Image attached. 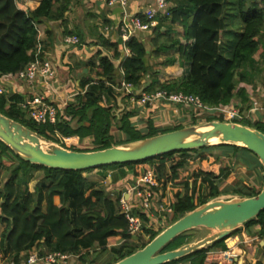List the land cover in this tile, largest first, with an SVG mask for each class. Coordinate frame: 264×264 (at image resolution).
<instances>
[{
    "label": "trees",
    "instance_id": "trees-1",
    "mask_svg": "<svg viewBox=\"0 0 264 264\" xmlns=\"http://www.w3.org/2000/svg\"><path fill=\"white\" fill-rule=\"evenodd\" d=\"M71 1L39 0L37 6L30 9L20 4L19 0H0L1 74L15 73L31 61L39 42L37 26L44 21L62 20ZM227 9L235 10V17L240 23L232 46L226 39ZM175 24L181 26L182 41L173 36L169 28ZM152 31L153 49L149 54L157 59L169 50L177 52L176 56H167L160 64L166 67L177 63L180 67H187L184 75L165 81L152 77L149 85L144 86L141 77L150 71L145 45L136 37H131L124 44L129 55L116 65L121 57L119 43L98 35L102 48L84 64L85 75L79 80L80 91L64 110L58 109L54 123L37 124L27 118L20 106L23 97L12 92L0 94V113L53 142H59L57 135L78 136L80 139L90 136L95 144L91 150L182 128L178 126L162 132L148 121L147 128L142 132L130 123L132 112L123 111L119 116L114 114L116 98L112 85L117 69L122 71L123 80L140 89V92H151L156 87L168 92L181 91L198 96L203 104L211 107L228 105L239 99L237 105L240 109L244 108L248 95L245 88L239 85H253L264 66V1L176 0L170 9V16L160 18L158 26ZM104 50L108 53L104 54ZM226 51L230 52L229 57H226L229 53ZM152 72L155 74L156 71ZM117 120L118 130L124 138L119 143H113L110 129ZM255 128L264 133V120L258 121ZM216 149H220V154L213 152ZM190 152L196 154L193 160H189ZM232 156L235 157L234 163L240 161L249 172L262 169L252 152L234 144L176 151L144 161L111 164L98 169L119 170L111 176V186L117 190L119 181L127 174L138 179L152 167L158 179V186L152 188L153 193L158 195L162 207L170 209L174 216L169 225L221 194L250 197L259 193L260 190L256 191L242 182L220 190V183L227 180L231 173L225 166H219L220 158L232 161ZM193 161L207 170L198 168L189 173L187 166ZM32 170H40L44 174L36 182L34 192H30L26 184ZM92 170L67 171L31 164L0 141V223L4 224L0 232L1 254L8 261L20 264L27 259L33 247H39L41 254L61 252L77 255L84 261V256L91 249L96 246L105 249L108 238L119 237V244L112 248L114 259L108 263L112 264L150 242L162 229L144 228L148 241L134 243L127 231V220L119 210L121 191L116 193L115 200L109 198L106 187H99L96 181L83 175ZM101 177L104 180L106 174ZM256 180L263 181V177ZM142 216L147 220L145 214ZM256 225L259 226L258 234L264 239V210L243 224L246 229ZM186 243L189 241H184L182 245ZM182 245L165 246L161 252ZM213 248L225 250L224 239L164 264H206V253ZM255 264H264V246L262 260Z\"/></svg>",
    "mask_w": 264,
    "mask_h": 264
},
{
    "label": "water",
    "instance_id": "water-1",
    "mask_svg": "<svg viewBox=\"0 0 264 264\" xmlns=\"http://www.w3.org/2000/svg\"><path fill=\"white\" fill-rule=\"evenodd\" d=\"M0 141L26 162L67 171H86L144 161L176 151L234 144L258 158L264 179V133L242 123L209 121L104 149L74 151L0 113ZM263 210L264 180L258 194L210 200L166 226L143 248L112 264H164L177 260L229 237ZM197 228L213 232L195 242L161 252L177 236Z\"/></svg>",
    "mask_w": 264,
    "mask_h": 264
},
{
    "label": "crops",
    "instance_id": "crops-1",
    "mask_svg": "<svg viewBox=\"0 0 264 264\" xmlns=\"http://www.w3.org/2000/svg\"><path fill=\"white\" fill-rule=\"evenodd\" d=\"M38 1L39 0H19V3L23 4L27 8L34 9L37 6ZM166 1L168 2L169 11H170L171 7L175 5L176 0H174V3L173 1L172 2H170L169 0ZM149 3L150 2L146 0H129L128 5L125 8H122L119 5H109L108 0H72L70 7L65 12L64 18L62 20L44 21L37 26L38 29L37 39L41 43L42 51L44 52L45 56L50 60L52 67L55 71L56 81L53 85L52 92H50L47 89H44L43 86L40 85L39 81L35 82L31 87L27 85H20V86L17 85L14 89H12L11 87L8 86L6 87V91L19 94L23 97V99L30 96L34 92L46 93V96L49 97V100L52 101V103L56 106L57 109L64 110L67 104L70 101H72L75 95L80 91L79 80L85 73L84 64L93 55H95L98 49L102 48L99 45L100 41H98L97 38L98 35H101L104 38H108L113 42L119 43V48H120L119 50L121 52V57L116 61V65L120 64L123 58L129 55V50L128 48H126V46H123L124 44L121 41L118 32V27L120 24V20L122 18V14L124 12L127 13L128 15L141 12L146 6H148ZM160 18H166V17L164 16L158 17L156 26H158ZM164 28L165 26L162 27V30H164ZM169 28L172 29L173 36L180 38L181 41L183 40L182 37L180 36L181 29L179 33L178 30L173 26H169ZM78 34L81 35L79 36L81 37V40L78 37ZM67 36H76L79 39V42L77 44L79 43L80 44L77 45V44L66 43L64 41V38ZM153 36H154L153 31L148 30L146 32H136L132 37H136L138 40H140L145 45L147 53L149 54L150 53L149 49H153V47L152 45L150 47V42H148V40L151 41ZM103 53L106 54L108 52L103 51ZM174 55L176 56L177 54ZM75 68L77 69L81 68L80 72L82 73L81 74L82 76L79 79L73 77L72 72H74L73 70ZM175 68H177V70L180 69L181 72H175L173 74L172 73L170 74V71L174 70ZM165 70L167 71L166 72L167 75L165 74V76L161 80L159 79L160 81H165L184 75L187 72V67H180L176 63L172 65V67L166 66ZM115 74H116L115 80L112 87L116 98V104L118 103L117 104L118 112H121L123 110H127L125 106L129 104L128 103L129 98L126 97L127 95L125 92L123 94H120V91L121 90L123 91V89H120L122 88L121 83L122 81H124L122 71L117 69L115 71ZM116 76H118L119 78L117 83H116L117 80ZM142 79L143 76L141 77V81ZM10 88L11 91L9 90ZM135 92L139 93L140 90L136 89ZM129 111L132 112V115L129 118L130 123L133 126H135L136 129L141 130L142 132L145 131V129L147 128L148 121H151L153 126L156 128H163L165 127L163 123L170 124L169 121L174 119L177 120V124L185 125V124H189L188 121H190L189 119L191 117V114H193L191 111L183 108V106L164 104V103H160L159 105L158 104L150 105L145 109L136 106V108ZM194 116L198 117L196 112H194ZM70 137H73L75 142H77L78 144L79 141L85 143L89 139L93 142V139H91L92 137L90 136L84 137L83 139H80L78 136H70ZM118 172L119 170L116 169V172H113V174ZM254 173L257 174L256 176L258 178L263 177V169H256ZM109 176L110 175L107 174L106 178H108ZM125 177H129V179L128 180L121 179L119 181L117 186L118 187L117 192H119V190L122 189L123 186L124 187L129 186L132 183V181L137 180L128 174ZM257 182L259 183L261 182V186H262L263 181L257 180ZM223 183H220L219 185L220 190H222L226 186H229L228 184H225V186H223ZM244 184L247 185L246 183ZM224 195L225 196L229 195L233 197L238 196L237 194L234 193H224L221 194L220 196H224ZM154 196L156 203H159L158 195L157 196L154 195ZM258 231H259V227L255 228L249 235H246L245 232H242L240 236H236V237L234 236L233 238L230 237V240L232 242L231 245L228 244L227 241H225V246H226L225 250L229 249V251L233 254V257L230 258L228 256L224 257L219 254L217 255L214 254V257L218 256L219 257L218 259H220L218 260L217 264H223V263L244 264L245 260L243 253L245 254V251L244 249L238 248V244L239 242H241V240L244 242L251 240L258 241V239L261 238L260 235L257 234ZM258 243L259 246H257L256 248L252 247L253 248V249L251 248L252 252H250V254L252 253L251 260H253L254 263L256 261L262 260V246L264 245L262 244V241ZM247 245H251V244L248 243ZM257 248H260L261 250L258 249L259 251H257L256 250ZM220 250L225 251L219 248H213L211 251H209V254L216 253L217 251ZM221 260H223L224 262ZM38 264H45V263L43 262Z\"/></svg>",
    "mask_w": 264,
    "mask_h": 264
},
{
    "label": "built area",
    "instance_id": "built-area-1",
    "mask_svg": "<svg viewBox=\"0 0 264 264\" xmlns=\"http://www.w3.org/2000/svg\"><path fill=\"white\" fill-rule=\"evenodd\" d=\"M150 3L143 11L135 14L123 13L118 27L119 36L123 44L128 41L136 32H146L152 30L157 24V18L160 16L169 17V5L166 0H146ZM264 1V0H257ZM129 0H108L109 5H119L125 8ZM64 41L69 44H77L79 39L76 36H67ZM125 46V45H123ZM55 71L52 67L50 60L45 56L42 51L41 43L38 42L36 51L31 61L21 70L15 73H0V94L6 91V87L14 89L17 85L33 86L39 81L44 89L52 92L53 85L56 81ZM121 87L129 94V98L135 102L138 107L146 105H157L160 103L173 104L183 107L197 108L196 114H211L217 118H224L225 120L240 119L237 112L233 108L226 105L207 106L202 103L198 96L185 93V92H168L166 90L157 89L151 92L136 93V88L132 84L122 81ZM7 92V91H6ZM20 106L26 112L27 118L31 119L37 124L54 123L58 109L46 96V93L34 92L30 96L23 99ZM236 122V121H235ZM238 123V122H236ZM59 139L60 145L64 144V148L71 145L77 146L73 137L56 136ZM158 186L157 175L153 169H148L137 180L132 181L129 186H123L121 195L118 198V206L120 212L127 220V231L131 238L144 231V228H153L154 223L163 224L165 219L160 216V213L170 215L172 211L168 208L162 207L160 203H156L155 196L152 188ZM140 211L141 213H137ZM145 214L147 220L142 216ZM148 235V234H147ZM236 237V236H235ZM230 238V237H229ZM31 252V251H30ZM28 254L26 260L20 264H59L65 261L70 255L61 252H43L37 248L31 254ZM219 254L224 257H233L229 249L225 251H217L211 255ZM0 264H15L8 261L0 253Z\"/></svg>",
    "mask_w": 264,
    "mask_h": 264
},
{
    "label": "rangeland",
    "instance_id": "rangeland-1",
    "mask_svg": "<svg viewBox=\"0 0 264 264\" xmlns=\"http://www.w3.org/2000/svg\"><path fill=\"white\" fill-rule=\"evenodd\" d=\"M169 1L170 2L173 1V3H174V0H169ZM225 18H226V23H227L226 29L228 30V36L226 37V39H227V43L231 44V46H232V44L235 42V40L237 38L240 23H239L237 17H235V10L234 9H227ZM173 27L176 28L178 30V32L180 33V29H181L180 25L175 24V25H173ZM148 42H150V47H151V45H152L151 41L148 40ZM79 44H77V45H79ZM149 51H151V49H149ZM226 52H229V51H226ZM174 54H177V53L173 52L172 50H169L165 54L164 53L161 54V56L157 59H155L151 54H147L146 63L150 67V71H149L148 75L143 76L141 83H143L144 86L148 85L150 83L152 77H155V78L161 80L165 76L167 71L165 70V67L160 64V62H162L167 56L174 55ZM229 54H230V52L226 54V57H229L228 56ZM73 61H74V59H73ZM74 63H75V61H74ZM80 69L81 68H79V69L75 68L73 70L74 71V72H72L73 77H76L79 79L82 76ZM154 70L156 71L155 74H154V72H152ZM175 72H181V70L180 69L177 70V68H175L174 70L170 71V74L171 73L173 74ZM84 75H85V73H84ZM116 78H117V80H116V83H117L119 78H118V76H116ZM239 87H244L246 92H247V95H248L247 102H245V104H244V108L240 109L239 105H237V103L240 102L239 99L234 100L233 102L229 103L226 106L229 108H233V110L238 113L240 119L225 120L224 118H222V120H218L221 118H217L216 116H210L211 114H207V113L206 114L204 113L201 116L197 115L198 117H195L194 112H197L196 111L197 108H195V107L194 108L193 107H183V108H185V109H187L193 113V114H191V117L189 119L190 121H188L189 124H185V125L177 124V120L174 119V120L169 121L170 124L163 123L165 127L159 128L160 129L159 131L164 132V131L174 129L175 127H178V126L184 127V126L206 123L209 121H225V122H234V123L238 122V123H242L244 125L255 127V124L258 121L264 120L263 119V116H264V66L262 67L261 74L256 77V82L253 85L241 83L239 85ZM156 88H155V90H157ZM120 89H123V88H120ZM9 90L11 91V88ZM121 91H120V94H123L124 92L126 93V91L124 89L122 92ZM139 93H141V92H139ZM126 95H127L126 97L129 98V94L126 93ZM128 103L129 104H127V106H125V108L127 110H123V111L129 112V110H132V109L136 108V106H137L135 104V102H133L130 98H129ZM117 104H115L113 111H114V114L119 116L123 111L118 112V105ZM148 106H150V105L148 104V105H146L144 107H140V108L145 109ZM198 118H200V119H198ZM211 118H214V119H211ZM110 134L113 137V140H112L113 143H119V141H121L124 138L123 133L118 130V120L116 122L112 123L111 129H110ZM91 139H93V138H91ZM54 143L58 144L59 142H54ZM58 145H60V144H58ZM117 145H121V144H117ZM60 146L66 147V146H64V144H62ZM94 147H95V144L89 139L85 143L84 142L82 143L79 141V144L77 146L71 145V146L67 147V149H69V150L75 149L74 151H76V149H82V150H88L89 151ZM213 152L216 154H220L219 153L220 149H216ZM188 155L191 157V158H189V160H193L194 158H196V154L194 152H190V154H188ZM232 157H233V159H232L233 162L231 160H228V159H225L222 157L220 158V161H219V166L222 165V166H225L227 169L231 170L230 171L231 173L229 174L230 176L227 178V180L224 181L223 186H225V184L230 185V184L238 183L241 181V182L246 183L248 185V187L256 189V191L260 190L261 182L259 183V182H257V180H255L257 178V176H256L257 174L254 173V170L251 172L247 171V169L242 165V163L240 161L239 162L236 161V163H234L235 157L234 156H232ZM148 165L151 167L150 164H148ZM210 165L211 164H209V166ZM187 168L189 169V173L193 172L195 169L197 170L198 168H203V169L207 170V168H205L204 166H202L201 164H199L196 161L195 162L193 161L191 164H188ZM149 169H152V167ZM113 172H116V169L114 170V169H110V168L109 169H98L97 168V169H93L90 172H85V173H83V175L86 178H88L89 180L96 181L98 183L99 187H104V188L106 187L107 188L106 192L108 193V197L111 198L112 200H115L117 190H114L113 187L111 186L112 185L111 184V175L113 174ZM102 174H106V175L108 174L110 176L103 180L101 177ZM43 175H44L43 171H40V170H32L29 173L28 178L26 179V184H27V189L30 192H34L36 182L41 180ZM122 179L128 180L129 177H124ZM232 197L233 196H229V195L228 196H225V195L220 196L221 199H230ZM137 213H141V212L138 211ZM160 216L164 217L165 221L163 224L154 223V225H153L154 229L164 228L168 224L169 221L174 220V216L172 214H170V215L166 214V216H165L164 213H160ZM258 227H259L258 225L249 226L246 229L242 225L239 229L232 232V234L229 237L233 238L234 236H240L242 234V232H245L246 235H249L255 228H258ZM3 228H4V224L0 223V232L3 230ZM212 232H213L212 230L206 229V228H197V229H193V230L184 232L182 235H180L179 237L172 240L171 243L166 246V248L175 247L179 244L182 245V243H184V241H189V243L195 242V241L200 240L203 237L211 234ZM229 237L224 239V243H225V241H227L228 244L231 245L232 242H231ZM131 239L134 243L140 244L143 242H147L149 239V236L143 231ZM119 241H120L119 237H117V238L116 237H110L107 240V246L105 247V249H101L97 246L94 247L93 249H91L88 252L87 255L84 256L85 257L84 261L81 260L79 258V256H77V255L69 254L70 256L65 261L60 262L59 264H108V263L112 262L114 259V258H112V256H113L112 248L114 246L118 245ZM260 241H263V239L259 238L258 241L251 240V241H247V242H244L241 240V242H239L238 248L244 249V251H245V254L243 253L244 260H245L244 264H255L254 261L251 260L252 253L250 254V252H252V249H253L252 247L256 248L257 246H259L258 242H260ZM248 243H250L251 245H247ZM36 249H37V247H33L30 250L31 251L30 254ZM258 249H260V248H257L256 250L259 251ZM211 250L212 249H210L209 251H211ZM209 251L206 254V256H207L206 264H217L218 260H220V259H218L219 257L218 256L214 257V255L209 254ZM215 255H217V254H215ZM255 257H256V255H255ZM221 261H223V260H221ZM180 264H183V263H180ZM223 264H225V263H223Z\"/></svg>",
    "mask_w": 264,
    "mask_h": 264
}]
</instances>
